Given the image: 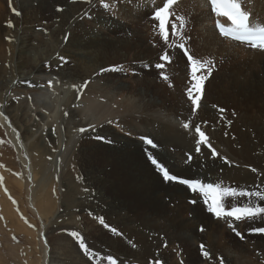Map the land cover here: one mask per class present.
Wrapping results in <instances>:
<instances>
[{"label": "bare ground", "instance_id": "bare-ground-1", "mask_svg": "<svg viewBox=\"0 0 264 264\" xmlns=\"http://www.w3.org/2000/svg\"><path fill=\"white\" fill-rule=\"evenodd\" d=\"M129 1H132L133 6H124L122 9L120 8L121 11L119 10V12L122 13L124 18H130V20L122 22L111 19V16L106 13L108 12L106 8V12L103 10L98 13V2H100V0H11V4L10 0H0V15L5 12H10L11 8H15L16 12L20 13V15H11L12 18L18 17L17 28L20 33V36L16 37L13 41V44H16L15 51H17V63L21 62L23 58H29L30 51L28 47L29 44L33 45V43L29 41L27 35L34 29H42L47 34L50 33L51 36L53 35L52 40L53 43H56V49L60 48L63 53V55H57L52 58L50 54L52 53L51 49L55 47L51 48L52 45L50 46L49 44L47 46L44 44L42 47V54L39 60L33 64V68L27 69L25 63L29 64V61L25 60L24 65L21 66L19 64L20 66H16V72L23 76L19 77V83H25V81L28 80L27 78L35 74L37 77L45 76L47 79L60 85L58 88V93H60L59 102L62 100L63 103L57 104L55 108L61 109L63 115L62 119L66 118L67 120L65 124L67 128H65L66 131L72 129L74 132L72 136L69 134L68 136H64L63 148L65 149V153L60 152V145L62 144L60 136L58 140L55 135L53 136L50 128H48L47 134L49 136H47L49 144L43 143V140H40V138H38V140H33L36 131L34 132L31 127L26 125L27 123H24L23 119L19 118V110H13L12 107H10L13 96L12 94L9 96L6 93L7 88H0V115L3 113L9 120V123L7 121L4 122V126L22 158L23 170L27 175L26 177L29 179L28 181L31 180V170H33L35 174L45 173L43 162L47 156H50L49 151L51 147H59V155L57 158L61 163L66 156V148L69 146L74 165L82 172L86 185H89V181L93 179L96 172L94 173L93 170H90L82 163L81 156L79 155L81 152L79 150L80 146H82L81 143L90 138H97L99 142H96V145L100 146L99 143L102 139H98V137L108 140L111 139L115 142V145H111H113L114 148H120L119 153L127 157V160L124 162V170L121 172L124 182L122 189L125 191L126 197L137 200L134 205L128 204L125 208L128 209L129 213H134L135 219L139 215L145 214L146 216L142 215L140 218L144 227L148 228L154 221L156 227L160 224L162 225L164 234L165 232L167 233L166 228L169 231L170 229L173 230V232L175 231L173 233V235H175V237L173 236L174 240L182 247L185 245V251L188 253L184 254L183 264H201V262L212 260L215 257L218 258V255L222 254L229 257L228 263L230 264H264V237L249 236L247 234L251 229L264 228V219L258 217L255 220L239 221V223L236 224L232 223V229H238L244 236V238L239 241L234 239L232 234H230L231 230L227 229L226 220L214 219L207 213V209L203 207L202 202L196 195H190L188 191L180 185L166 182L159 171H157L156 174V167L148 158L151 155L163 165L170 174L185 180H197L201 183L217 184L220 183L219 179L216 176L209 175V173L220 175L219 172L222 171L224 179L227 181L226 184L220 183L222 187L249 191L261 190L263 187L262 183L248 180V176H254L253 173H249L248 171L250 167L254 168L259 174H262L258 177L264 179V151L256 149L255 151L253 150V152L252 150L242 149L234 142L230 134L232 131L241 132V129L245 128L251 131V133L249 132L250 136L254 135L256 140L264 143V52L258 53L247 49L243 51L235 49L232 50L227 57H220L223 63L221 66L215 63L214 58H218V55L215 52H210V58H206L211 59L215 65L213 71L214 77L210 76L205 80L203 97L198 102L197 109L193 112V105L191 102L188 109L181 101V96L185 94V90L192 83L191 76L188 78L184 77L181 75L180 70L177 72L178 70L170 68V66H165L163 71H158L153 68L157 63H161L160 60L154 59L155 57L158 58V51L156 50L159 48L156 45L153 46L152 43V46L149 45V43L146 42L147 38L144 37V34L140 31L142 29L136 30L135 28L136 24H140L142 17H145L146 14L150 16L157 5L161 4V0H154V2L153 0ZM191 1L192 0H190V2L182 1L175 5L173 7L174 11L177 12L176 8L180 6L183 7V5L191 7ZM251 1L253 0H245V4L249 7L252 14L251 20H254V17H258L261 21H264V0H257L255 7L248 5ZM201 2L202 11L197 13L191 7L193 13L190 15V18L189 16L187 17L184 9L179 10L181 13L177 12V14L186 18L185 25L190 21L188 26L196 27L195 34L197 37L200 36L201 38L200 46H202L206 40L211 42L210 45H216L218 37L216 36L217 34L212 24L210 26L209 23V21H211L209 17L210 12H208V9L205 11L207 7L205 1L202 0ZM104 4H108V0H104ZM43 6L47 7L46 10H48L49 7V12L52 8L54 9L53 15L47 22H38L37 20L28 19V16L31 15L32 12L38 13V8L42 10ZM149 16L146 21L156 25L157 21L150 20ZM80 19L82 22L89 20L87 25L90 24L92 26L89 28H94L93 26L97 25V28H94L95 32L93 30L92 32L88 31L85 33L86 35L82 37L81 34H79L78 28L76 29ZM203 22H205L204 26ZM260 24L263 23L261 22ZM177 25L179 26V22H177ZM200 26L203 27L201 28ZM50 27H55V30L48 31ZM128 28L133 30V32H130V35L133 37L129 36V41L133 43L137 42V44L133 46L136 47L138 53H134L137 54V57H135V66L138 68V71L135 77L132 78L133 83L130 80H126L127 82L122 81V85H119L121 82L118 75L116 76L117 78L115 75L114 77H110L113 74L109 75L107 71H101L105 69L104 67H106L108 63L106 64L105 59H103L105 60L104 64L98 63L100 58L105 54H103L104 51L101 52L99 48L101 42L98 45H95V43L93 46L92 41H94L96 37L107 40L110 38L111 32H115V30L119 32L123 31L125 35H127L126 30ZM183 37L185 36L183 35ZM122 38H119L116 42L121 41L122 43L124 40ZM125 40L124 42H126ZM103 42H105L106 45H111L114 41ZM145 42L147 44H145ZM117 45L118 44L115 46L112 45L113 47L111 46V50L115 51ZM102 48H104L103 45ZM126 48H129L128 45ZM190 50H193L191 46ZM207 50H210L209 46ZM121 53L122 52L117 55V58L122 55ZM163 53H166V51L159 53V56H162ZM178 53L174 49L168 48L167 54L169 57L173 61L181 62L180 60L184 59L179 53L182 57L180 59ZM107 56L113 57L112 59L116 58L110 53L107 54ZM123 56L126 58L125 55ZM128 56H130V54ZM126 59L125 61L127 62L128 60ZM149 67L150 69L148 70ZM165 70L170 75L169 77L167 75L168 73L166 74L168 78H175L174 87L170 89L171 93H173L171 99L165 93V91L168 92L169 90L159 85L165 83L164 79L158 77L163 73L165 74ZM188 73L189 71L187 69V74ZM154 75L156 77H154ZM85 82H87L86 87L81 89L80 86L84 85ZM124 83L129 84V87L134 83L138 86L130 87L131 89L135 88L133 91L134 94L123 87ZM144 84L150 85L151 89H145ZM179 85H183L185 90H181ZM111 86L112 88L110 89L112 91H117L119 95L121 93L129 95V102L127 103L126 100L118 101L116 97L118 95H115V92L106 90ZM7 87L9 86L7 85ZM1 90L4 91L2 92ZM104 90H106V92ZM210 97L219 101L218 105L220 107L215 108H221L222 106V109L225 110L222 113L217 110L212 112V116L210 117L212 124L210 127L200 125L201 129L208 135V140L212 148L219 154L217 158H213L209 153L210 150L207 151L203 148L204 146L201 147L200 153L195 151V140L198 137L194 131V127L198 124L194 123L196 118H192L190 115L191 113L196 114L199 110H202L204 106L208 107L207 104L211 102L207 101L205 104V100L211 99ZM5 102L7 104L4 108ZM13 106L15 107V105ZM9 108L12 110L9 111ZM254 108H257V111L252 112ZM6 110L8 112L7 115ZM9 115L14 123H18L20 126L22 124L26 126L25 131L22 129L24 128L23 125L22 128L19 127L22 131L21 133H23L21 134L22 136H20L19 131L17 132L15 127H13ZM189 119L194 124L189 123ZM217 120H223L226 125L228 121L231 122V120H233V122H238L239 126L235 127L233 126L235 123H233L224 131L226 125L220 127L219 125L222 124V121L218 124ZM185 122L190 125L188 129L182 126ZM82 128L86 129V131L80 132L79 129ZM113 130L117 131L116 135H114ZM226 133H228V135H226ZM142 137L151 138L153 143L157 146H148L144 140L141 139ZM220 137L223 143L213 139ZM55 141H57V144ZM23 142L28 143L27 145L31 151L30 158L25 150ZM98 148L99 147H96V149ZM144 153L149 156L145 158L143 155ZM189 155L192 156L191 162L188 160ZM224 158L227 159V164H225ZM256 162L259 164L256 165ZM195 165L198 168L191 169V167ZM67 170H70V168ZM64 172H66V170ZM200 172H202V174ZM60 173L63 172L60 170ZM234 181H237L236 184L238 187L232 184ZM45 187L46 184H42L39 186L38 191L45 189ZM106 190L110 191L111 188L108 186ZM61 195L62 205L65 208L64 211L82 213L89 222L93 218L99 217L96 209L86 208V204H93V192L78 194L76 189L73 191L67 188ZM165 198H169V202H165ZM187 199L196 200L197 202L195 205L190 206L188 202L186 204ZM175 200H177L176 205L171 204L175 202ZM229 202L235 203L237 206H245L253 203L256 204V206H264V203H260L261 201L254 200L252 197L239 198L238 201H231V198H228L225 203L227 204ZM29 208L32 213L40 218L41 215L39 214H48L49 211L54 208V203L46 200V198L43 200L39 199L36 203V208L32 203H29ZM188 214L191 215V217H188ZM122 221L124 224V218H122ZM85 223L83 219L82 224ZM92 230L94 231V235L91 234L90 228L81 229L76 226H61L49 231L52 238L49 237L47 240V234H44V229L40 228L38 236L42 244L36 240L34 232L29 231V234L37 244L43 245L41 264H87L83 260L84 257L82 253L78 255L77 251H91L88 264H94L98 261H102V264H113V262L114 264H137L130 259L132 257L119 252V255L109 252L107 249L115 251L108 248L113 245L107 242L104 237L105 235L99 230ZM128 230L132 235L137 237L138 241H142L147 237L129 227ZM74 232L79 233V240L83 241L84 248L80 246V242L77 239L73 238L72 233ZM227 232L229 233L227 234ZM44 237H46L48 246ZM228 237H232V239L228 240ZM202 242L205 243V250L209 252L210 257H204L202 252H199L196 247V245ZM249 248H252V250L249 251L256 253V259L245 256ZM179 249L181 248L179 247Z\"/></svg>", "mask_w": 264, "mask_h": 264}, {"label": "rangeland", "instance_id": "rangeland-1", "mask_svg": "<svg viewBox=\"0 0 264 264\" xmlns=\"http://www.w3.org/2000/svg\"><path fill=\"white\" fill-rule=\"evenodd\" d=\"M253 1L254 2L251 3V5L254 6V3H255V6H256L257 0H253ZM153 2H154V0H153ZM185 2H190V0H187ZM98 5H99V9L97 12L100 13L103 10H105V12H106L107 11L106 9H108V12H106V13H108L111 16V19H114V21L119 20V21L123 22V21H129L130 20V18H124L122 13L119 12V10L121 11V9L124 6H128V5L133 6L132 1H129V0H108L109 7L106 9L104 7V4H102L101 2H98ZM120 5H122V6H120ZM190 6L197 13L202 11L201 10V8H202L201 0H192L190 3ZM181 7L182 6L176 8L177 12L181 13V11H179V10L184 9L187 17L189 16V18H190V15L193 13V9H191V7H188L187 5H183V7L182 8ZM46 8L47 7H44V6H43L42 10H40V8H38V13L32 12L31 15L28 16V19L37 20L38 22H47V20L49 18H51V16L53 15L54 9L52 8L51 11L49 12V7H48V10H46ZM15 12H16V9L11 8L10 12H8V13L5 12V13H2L0 15V88H3V87H5V89L7 88L6 93L9 96L11 94L13 96V100L10 102L11 103L10 107H12L13 110H15V109L19 110V112H18L20 114L19 118L23 119L24 123H27L26 125L28 127H31V129L34 132L36 131L33 140L34 139L38 140V138H40V140H43L42 141L43 143L49 144L48 143L49 142L48 141L49 136L47 134H48V128H50L51 132L53 133V136L55 135V137H57L58 140H59V136H60V139L62 141V144L60 145L61 146L60 152L65 153V149L63 148V144H64L63 140H65L64 136H68V134L72 136V135H74V132L72 129L69 131H66L67 128H66L65 124L67 123L66 122L67 120H66V118L62 119V117H63L62 110L61 109L59 110V108L58 109L55 108V107H57L56 106L57 104L63 103L62 100H61V102H59L60 101V99H59L60 93H58V91H59L58 88L60 85L56 84V82H53V81L47 79L45 76L37 77L35 74L31 75L29 78H27L28 80H26L25 83H22V82L19 83V81H18L19 77H23V76H21L20 74H18V72H16V66L18 67L20 65L21 66L24 65L25 60L29 61V64L25 63L26 68L32 69L33 64L39 60V58L42 54V47L44 44H46L47 46L49 44H50V46L52 45L51 48L55 47V48L51 49L52 53H50V54L52 55L51 56L52 58L56 57L57 55H63V53H62L60 48L56 49V45H55L56 43L55 42L53 43V40H52L53 35L51 36L50 33L47 34L42 29H34V30L30 31L27 35V38L29 39V41L31 43H33V45L29 44V47H28V50L30 51L29 58H27V59L23 58L21 62L17 63V61H16L17 51H15L16 44H13V41L16 39V37L20 36V33L18 32V28H17L18 27V17H15V18L11 17V15H15ZM177 12H176V14H177ZM196 12H195V14H196ZM148 16L149 15L146 14L145 17H142L140 24H136L135 28H136V30L142 29L140 31L142 32V34H144V37L147 38L146 42L149 43V45H151V43H152L153 46H155V45L158 46L159 49L156 50V51H158V53H157L158 58L155 57L154 59L155 60H157V59L161 60L160 59L161 56H159V53L166 51V54H167L168 48L174 49L178 53L179 52L178 47H175V46L169 47V45H166L164 42H162L163 39L159 37L158 28L154 27L155 24L149 23V21H146ZM175 19H176V17L173 16V20H175ZM259 20H260L259 18L255 17V21L262 22L264 24V21H261V20L259 21ZM78 22H79V24L77 25L76 29L78 28L79 34H81L82 37H83V35H86L85 33H87L88 31L92 32V30H93L95 32L94 28L95 29L97 28V25L93 26L94 28H89V27H92L90 24H89L90 26L87 25V22L89 23V20L86 22L84 21L86 24L84 22H82L81 19ZM177 22H179V21H177ZM185 22H186V18H185ZM189 22L190 21H188L187 24L185 25V28H184L183 33H182L186 37V39L183 42L189 50H190V46H191V48L193 50H190V52L193 53V56L196 57L197 59L205 60L206 57L210 58V52H215L218 55V58H214L215 63H218L221 66V65H223V63L221 62L220 57H224V58L227 57L230 54V52L232 50H235V49L240 50V51L245 50L244 48H242V47H240L234 43H231L227 40L220 39L218 37V35H216L218 37V42L216 45H210L211 42L209 40H206V42L202 46H200L201 38H200V36L197 37V35L195 34L196 33L195 28L196 27L195 26H188ZM9 23H11L13 25V27H9ZM209 23L211 26V21H209ZM204 25H205V22H203V26ZM53 30H55V27H50L48 29V31H53ZM131 30H132L131 28H128L126 30L127 35H125V33L123 31L119 32L118 30H115V32L114 31L111 32L112 34L110 33L111 39L108 38L107 40H105L104 38L102 39L100 37H98V38L96 37V39H98V40L94 39L95 42L92 41L93 46L95 43H96L95 45H98L101 42L100 43L101 46L99 48L101 49V52L104 51L103 54H105L103 57L100 58L98 63L104 64V61L106 60V64L107 63L108 64L106 67H104L105 69L122 68L121 71H111V70L107 71L109 75L113 74L110 77H114V75H115V77L117 75L120 77L119 80L121 83H119V85H122V81H126V80L127 81L130 80L133 83L132 78L135 77V75L137 74V71H138V68L135 66V63H136L135 57H137L138 53H137L136 47H134L135 44H137V42L133 43L132 41H129L130 37H133L132 35H130V32H133V30L132 31ZM17 34H18V36H17ZM46 37L49 39H47ZM155 37H157V38H155ZM119 38H122L124 40L128 39V40H125L126 42H124V40H123L122 41L123 44L121 43V41H119L120 42V45H119V42H116V40L118 41ZM112 39H114V40H112ZM171 40H172V42H171ZM103 41H106V42L114 41V42L111 43V45L110 44L106 45L105 42H103ZM34 42H36V43H34ZM146 42H145V44H147ZM169 42L174 45L176 42V38L173 37L172 35L169 36ZM116 44H118V45H117V48L115 47V51L111 50L112 49L111 46L112 45L115 46ZM102 45L104 46V48H102ZM125 45L126 46L128 45L129 48H126ZM129 45H132V46H129ZM208 46L210 47V50H207ZM121 48H123V49H121ZM106 49H108V50H106ZM132 49H134L136 51H134ZM126 50H128V51H126ZM109 51H111V52H109ZM120 52H122L121 53L122 55L118 56V58H117V55L120 54ZM129 52H132V53H129ZM109 53L113 54L114 58L115 57L116 58L112 59L113 57L107 56V54H109ZM134 53H137V54H134ZM179 53H178V55L180 56V59H181L182 57ZM129 54H130V56H128ZM123 55H125L127 59L124 58ZM131 56H133V57H131ZM110 58L112 59V61ZM103 59H105V60H103ZM125 59L128 61L126 62ZM206 59H208V58H206ZM100 61H102V62H100ZM180 61L181 62L175 61V60L173 61L171 59L169 64L166 65V63H165V66H170V68H174L175 70H178L177 72H179V70H180L181 75L188 78L190 76V72L187 74L188 65L186 64L185 60H180ZM161 63H163V62L161 61ZM153 68L157 69L155 66ZM149 69H150V67L148 68V70ZM163 69H157V70L163 71ZM213 69H214V67L212 68V71H213ZM142 70L145 71L144 69H142ZM164 72H165V74L163 73V74L159 75L158 77L162 78L163 75H166L168 73L166 70ZM204 73L207 74L206 72H204ZM167 75L170 77L169 73ZM207 75H209L208 78L210 76L214 77L213 72L210 74H207ZM154 77H156V76L154 75ZM33 79H35V80H33ZM44 79H46V80H44ZM174 81H175V78H168V80H165V83L159 84V85H162L164 88L169 90L168 92L165 91V93L168 95V97L170 99H171V96L173 94V93H171L170 89H173ZM49 82H52V87L48 86ZM188 82H189V80H188ZM7 85L10 88L7 87ZM18 86H20V87H18ZM132 86L138 87L135 83L133 85H131L130 87H132ZM144 86H145V89H151L150 85L144 84ZM179 86L181 87V90H183V91L185 90L183 85H179ZM123 87L127 88L128 91H130V92H132V94H134L133 91L135 90V88L131 89L129 87V84L124 83ZM204 87H205V84H204ZM110 88H112V86L106 90L107 91L111 90ZM106 90H104V91L106 92ZM112 92H115V95H118V96H116L118 101L126 100L127 103L129 102V95L121 93L120 94L121 97H120V95L117 91H112ZM0 97H1V95H0ZM202 97H203V92H202L201 98ZM130 100H132V99H130ZM181 101L184 103L185 107L189 109L190 101L187 98L186 90H185V94L183 96H181ZM207 101L211 102V103L207 104L208 107L204 106V108L202 110H199L196 114L191 113L190 115L192 118H196L194 123H196L198 125L205 126V127H210L212 124V120L210 118L212 116V112L214 110L220 111V109H222V106H221V108H215V107H220L218 105V103H219L218 100H214L211 98V99L205 100V104L207 103ZM118 103H120V102H118ZM4 104H5L4 105V108H5L7 103L5 102ZM13 105H15L16 108ZM214 105H215V107H213ZM12 109L9 108V111ZM254 111H257V108L252 109V112H254ZM7 114H8V112L6 110V115ZM233 116H234V114H233ZM9 118L11 120L13 127H15L16 131L17 132L19 131V135L22 136L21 134H23V133H21L22 131H21V129H19V127L22 128L24 126V128H22V129H24V131H25L26 126L24 124H22L23 126L22 125L20 126V124L14 123V121L12 120L10 115H9ZM5 121H7L9 123V120L2 113L0 115V178H2V181H0V264H41L42 263V257H43V253H42V246L43 245H40L39 243L37 244L32 239L31 235L29 234V231L34 232V234L36 235V240L42 244V241L40 240V238L38 236V232H39L40 228L44 229V234L45 233L47 234V240H48L49 237L52 238V236L49 234V231H51L52 229H55V228H59L61 226H64V227L76 226V227L81 228V229L90 228L92 235H94V231L92 229L99 230L101 233H103L105 235L104 237L107 240V242H109L110 244L113 245L112 247L107 246L108 248L115 250V251H111V250L106 248L109 252L116 254V255H119L118 254V252H119V253H122L124 255L129 256V257H132L130 259H132L137 264H156L157 261H161L162 264H176V263L177 264H183L184 254H188V253L185 251V249H186L185 245L182 247L179 244H177L176 240H174L173 236L175 237V235H173V233L175 231L173 232V230H171V229L169 231L164 224V227L167 230V233L165 232V234H164L162 231V225L160 224L158 227H156L154 225V221H153V224L151 226H149L148 228L144 227V225L142 224V221H140V218L142 217V215H144V216H146V215L141 214L135 219L134 213L133 212L129 213L128 209L125 208V207H127L128 204L134 205L137 200L126 197L125 191H123V189H122L124 182H123V176H122L121 172L124 170V164H125L124 162L127 160V157H126V155L119 153L120 148H118V147L114 148L113 147V145H115V142L113 140H111V139L108 140V139L104 138L99 143L100 146L96 145V142L97 143L99 142V140H97V138H90L89 140H86L83 143H81L82 146H80V148H79V150L81 151L79 155L81 156L82 163L85 164V166L87 168H89L90 170H93L94 173L96 172L93 179L91 181H89L90 182L89 185L88 184L86 185V183L84 182V176H83L82 172L79 171V169H77V167L74 165V162L72 161V155L70 153L69 146L66 148L67 149L66 154H65L66 156H65V158H63L61 163H60L59 159L57 158L59 155V147H55V146L51 147L50 151H49L50 156H47L45 158V161L43 162V168L45 170V173L44 174H35L33 172V170H31L32 171L31 172V180L28 181L29 179L26 177L27 175L25 174V172L23 170L22 158L19 155V152L17 151V149L15 148V145H14L13 141L11 140V137L9 136L7 130L5 129V126H4ZM221 121H222L223 125L220 124ZM221 121L217 120V123L220 124L219 125L220 127H224V125H226V124L223 122V120H221ZM60 122H61L62 126L60 125ZM62 122H63V124H62ZM189 123L194 124L191 122V120L189 121ZM233 123H235L233 126H235V127L239 126L238 122H233V120H231V122L228 121V124H227L228 126L227 125L225 126L224 131H226L229 128V126H231ZM249 132L251 133V131H248L245 128H242L241 132L232 131L230 136L232 137L234 142L237 143L242 149H248V150H252V151L259 149V150L264 151V143H262L259 140H256L255 136L253 134H252L253 136H250ZM113 133H114V135H116L117 131L115 130ZM241 133H243V134H241ZM226 135H228V133H226ZM206 136L208 137L207 134H206ZM194 137H195V135H194ZM213 139L215 141L218 140V141L222 142L221 137L217 138V139L216 138H213ZM55 143L57 144V141H55ZM27 144H28L27 142L26 143L23 142L25 150L28 153L29 158H30L31 151H30V148ZM111 144H113V145H111ZM94 145L96 147H99V148L96 149V147ZM195 145H196V140H195ZM201 147H203L204 149L209 151V148L206 145H201ZM113 149H114V151H113ZM102 152H104V153H102ZM171 152H172V149H171ZM143 155L145 158H147L149 156L146 153H144ZM67 156H68V158H67ZM215 158H217V157H215ZM63 162H65V163H63ZM189 162H191V161H189ZM224 162H225V164H227L228 163L227 159ZM64 164H65V166H64ZM109 164H110V167H109ZM258 164L259 163L256 162V165H258ZM53 168H54V170H53ZM69 168H70V170H67ZM197 168L198 167L196 165L191 167V169H197ZM47 169H49V170H47ZM249 169L250 170L248 172L253 173L254 176H248V180L259 181L260 183L263 184V187L261 190H264V179H261L260 177H258L259 175H262V174H259L257 171L253 172L252 169H254V168L250 167ZM60 170L63 173H60ZM65 170H66V172H64ZM104 171H106L107 173ZM200 173L202 174V172H200ZM219 173H220V175L210 174V173H209V175L216 176L219 179V182L221 184H226L227 181L224 179L223 172L221 171ZM156 174H157V169H156ZM236 183H237V181H234L232 184H235L238 187V185ZM42 184H46L45 189L38 191L39 186H41ZM108 186L111 188L110 191L106 190V187H108ZM67 188H70L73 191H75V189H76L78 194L93 192L94 193L93 204H86V208L96 209L98 211L99 217L93 218L89 222L82 215V213H73V211L72 212L64 211L65 208L62 205V200H61L62 195L61 194ZM45 198H46V200H49L50 202L54 203V208L51 209L48 214L40 213L39 215H41L42 218H41V216H40V218H38L30 210L29 203H32L36 208L37 201L39 199L43 200ZM168 200H169V198H165V202L166 201L169 202ZM106 201H108V202H106ZM176 201L177 200H175V202H173L171 204L176 205ZM188 201H189V199H187L186 204ZM260 203H264V201H261ZM188 205H189V203H188ZM171 207H172V205H171ZM188 217H191V215L188 214ZM122 218H124V220H125L124 224H123ZM83 219H84V222H86L85 224H82ZM101 219L103 220V224L100 222ZM128 227L131 229H134L138 233H142L143 235H145L147 237L145 239H143L142 241H138L137 237L135 235H132L131 232L128 230ZM113 229L115 230V232L113 231ZM228 233L229 232H227V234ZM230 234H232L231 231H230ZM232 236L234 239H236L238 241L240 240V239L236 238L234 235H232ZM44 239H45V242L47 244L46 237H44ZM229 239H232V237H228V240ZM201 244L205 245L204 242L196 245L199 252H201V249H200ZM121 245L123 246V248ZM47 246H48V244H47ZM179 247L181 249H179ZM249 250H252V248L248 249L245 256L252 258V259H256V257H255L256 253L253 251H249ZM46 252H48V251H46ZM77 252H78V255H79V253H82V255L84 257L83 260L88 264V262L90 261L89 259L91 256V251H77ZM220 258H222L223 264H230V263H228L229 257L225 256L224 254L218 255V258L215 257L212 260H209L206 262H201V264H220ZM258 260H260V259H258ZM94 264H102V261L101 262L98 261L97 263H94Z\"/></svg>", "mask_w": 264, "mask_h": 264}, {"label": "snow or ice", "instance_id": "snow-or-ice-1", "mask_svg": "<svg viewBox=\"0 0 264 264\" xmlns=\"http://www.w3.org/2000/svg\"><path fill=\"white\" fill-rule=\"evenodd\" d=\"M102 4H104V0H100ZM207 4L211 6V13L215 15V17H226L227 21L230 23L226 26L224 23H221L220 19H216L215 27L218 29L219 34L225 39H229L231 41H238L241 44H245L246 46L252 49H258L264 51V24H260L258 21L250 20V13L242 8V4L244 0H206ZM11 4V0H10ZM178 4V0H161V5H157L152 15V19L157 21L158 24L154 25V27L158 28V34L163 39L166 45L175 46L180 49H184L185 55L187 56V61L190 67V76L192 79V83L186 89V95L188 100L193 105V112H195L198 107V102L201 99L203 84L204 81L208 78L207 75L203 74L206 72L210 74L212 68L215 66L211 59H197L192 55H189L187 50L185 49L184 40L186 37H183L182 33L185 28V18L183 16L177 15L174 11L173 6ZM105 8H108V4H104ZM16 15H20L19 12H15ZM175 16V20H171L170 17ZM177 21H179V26L177 25ZM171 24V35L176 38L175 44H171L169 42V33L166 28V24ZM9 27H13L11 23H9ZM10 39V38H9ZM161 60L169 61L170 57L165 53L160 57ZM157 69H162L165 67L164 64L157 63L155 65ZM121 71L122 68H112V69H102V72L105 71ZM200 72V75L197 73ZM162 78L164 80H168L167 75H163ZM87 82L84 85H81V89L86 87ZM49 87H52V82H49ZM75 87V86H73ZM215 107V105L213 106ZM224 109H220V112H224ZM67 115V113H66ZM185 129L190 127L189 123L185 122L182 125ZM80 132L86 131V129H79ZM194 131L197 134L196 139V148L195 151L197 153L201 152V145H206L210 154L213 158L217 157L219 154L217 151L212 148L208 137L201 130L200 125H195ZM98 139H103L102 137H98ZM142 140L146 144L151 145L152 147H156L153 141L150 138L142 137ZM151 163L156 167L157 171H159L163 175V179L166 182L174 181L182 185H186L193 193L199 194L200 197L203 198V202L207 206V210L210 213H213L216 218H230L229 226H232V221H244V220H255L256 218L264 219V206H256V204H250L245 206H237L235 203H225L228 198H231V201H238L239 198L243 197H252L254 200L264 201V190H238L235 188L222 187L220 183L212 184V183H201L200 181H189L185 179H180L172 174L161 165L155 158L151 155L148 157ZM192 159L191 155L188 156V160ZM226 161V158H224ZM253 172L256 169H252ZM2 181V178H0ZM196 200H193L192 203H196ZM226 208L228 210H226ZM100 222L103 224V220ZM203 230V229H201ZM115 232V230L113 229ZM256 232L264 234V228L254 230ZM238 236L241 239L244 237L237 232ZM74 239H77L80 242V246L84 248L83 241L79 240V233H72ZM200 249L202 255L204 257H210L208 251L205 250V246L203 244L200 245ZM114 264V262H113ZM156 264H162L161 261H157ZM220 264H223L222 258H220Z\"/></svg>", "mask_w": 264, "mask_h": 264}]
</instances>
